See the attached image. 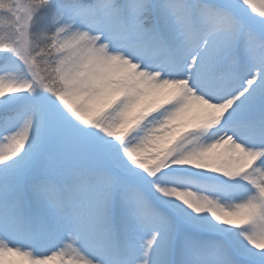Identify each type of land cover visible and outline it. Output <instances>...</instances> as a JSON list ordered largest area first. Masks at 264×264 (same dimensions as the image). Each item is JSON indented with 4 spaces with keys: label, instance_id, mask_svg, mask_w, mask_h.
I'll return each instance as SVG.
<instances>
[{
    "label": "snow or ice",
    "instance_id": "1",
    "mask_svg": "<svg viewBox=\"0 0 264 264\" xmlns=\"http://www.w3.org/2000/svg\"><path fill=\"white\" fill-rule=\"evenodd\" d=\"M0 264H264V0H0Z\"/></svg>",
    "mask_w": 264,
    "mask_h": 264
}]
</instances>
